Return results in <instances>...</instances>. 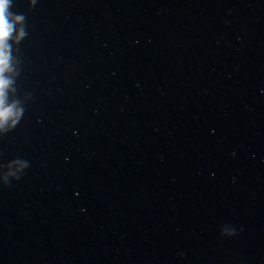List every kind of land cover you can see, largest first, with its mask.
<instances>
[{"label": "water", "instance_id": "obj_1", "mask_svg": "<svg viewBox=\"0 0 264 264\" xmlns=\"http://www.w3.org/2000/svg\"><path fill=\"white\" fill-rule=\"evenodd\" d=\"M9 12L0 264H264V0Z\"/></svg>", "mask_w": 264, "mask_h": 264}, {"label": "clouds", "instance_id": "obj_2", "mask_svg": "<svg viewBox=\"0 0 264 264\" xmlns=\"http://www.w3.org/2000/svg\"><path fill=\"white\" fill-rule=\"evenodd\" d=\"M10 0H0V129L4 127L6 122L13 116H19V112L14 106H5L6 89L11 81L4 75L10 70V49L8 40L15 31V24L23 20L22 15H16L13 22V14L9 12ZM24 36L23 29L19 32V37Z\"/></svg>", "mask_w": 264, "mask_h": 264}]
</instances>
